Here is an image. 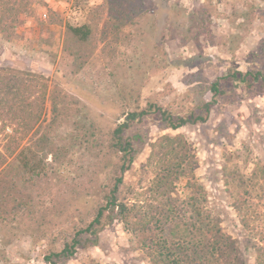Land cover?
Returning a JSON list of instances; mask_svg holds the SVG:
<instances>
[{"label": "rangeland", "instance_id": "1", "mask_svg": "<svg viewBox=\"0 0 264 264\" xmlns=\"http://www.w3.org/2000/svg\"><path fill=\"white\" fill-rule=\"evenodd\" d=\"M109 6L108 0H34L9 39L0 32V65L41 73L49 78L48 89L78 101V112L71 109L49 128L58 145L73 146L69 134L78 118L98 133L97 144L126 112L149 102L174 115L205 116L177 129L166 128L158 112L133 121L124 134L134 136L136 153L132 169L123 173V190L128 195L129 187L143 189L141 196H130L152 198L157 170L164 173L168 164L180 162L166 200L157 198L153 205L171 198L181 205L190 190L186 180H195L203 188L204 207L239 241L252 264V249H245L248 238L258 236L257 221L248 219L250 229L245 228L238 203L250 195L264 212V81L239 82L230 75L264 74V0H133L131 9L119 7L116 15ZM66 23L92 29L80 65L64 55ZM216 79L219 92L213 95L209 87ZM204 101L210 102L207 111ZM50 108L48 100L40 129L52 125ZM95 150H71L70 157H62L66 172L49 169L48 177H27V185L14 179L20 188L26 185L29 200L24 209L0 211V264H49L45 256L63 246L64 234L71 237L80 218H92L100 190L119 175L92 156ZM83 236L75 254L55 264H150L139 233L115 216L105 221L95 242Z\"/></svg>", "mask_w": 264, "mask_h": 264}, {"label": "trees", "instance_id": "2", "mask_svg": "<svg viewBox=\"0 0 264 264\" xmlns=\"http://www.w3.org/2000/svg\"><path fill=\"white\" fill-rule=\"evenodd\" d=\"M132 1L108 0L109 12L116 15L119 7L131 9ZM33 2L34 0H0V32L6 39L13 33L20 15L30 12ZM64 31V55L72 56L73 66L80 65L85 55L82 46H86L90 40L92 29L88 24L66 23ZM247 77H260L264 81V74L260 71L237 70L230 75L231 79L239 82L246 81ZM48 80L47 76L26 68L0 65V211L24 209L29 200L28 195L23 192L29 182L28 178L48 177L50 170L66 172L65 165L68 161H64L62 157H70V151L76 147H94L96 150L92 156L103 161L105 167L113 165L119 175L113 180L110 188L100 190V201L92 218L88 222L80 218L81 226L74 230L72 236L64 234L63 246L59 250H51L49 255L45 256L47 263L55 264L56 261L72 257L77 246L85 243L82 241V237L86 238L83 236L85 233L92 236L90 240L95 242L96 234L105 221L115 216L127 230L139 233L140 247L145 251L150 264H250L239 241L225 232L219 218L204 207L201 198L203 188L195 180H186L190 190L185 199L181 200L180 207L178 200L172 198L167 203L159 202L158 205H153L157 198L166 200L168 187L170 188L173 182L172 176L178 173L173 170L174 166H180V162L168 164L164 173L160 168L157 170V173H160L155 176L156 186L152 198L134 199L130 194L139 197L143 194V189H132L130 185H127L129 196L123 190V173L132 169L136 153L134 136L124 134L133 121L150 112H158L166 128L177 129L187 122L204 121L205 116L192 114L197 115L192 118L174 115L171 111L149 102L145 108L137 106L126 112L124 119L115 122L114 126L103 133L101 142L97 144L95 143L100 139L98 133H94L90 126L86 127L78 118L69 134V141L73 146L58 145L55 136L49 134V128H53L57 120L67 116L71 109L78 112V101L68 99L66 93H61V90H53L55 87L51 89L49 86L48 89ZM218 81L216 79L210 84L209 90L213 95L219 92ZM48 100L52 122L49 124L52 125L43 130L39 126L43 124L45 103ZM203 105L206 111L209 110V101H204ZM30 131L31 136H28ZM36 132L38 136L34 139ZM166 139L169 144L172 143L169 136H166ZM93 141V146H90ZM8 157H11L9 161L6 159ZM6 160L7 163L3 165ZM55 164L58 165L54 166ZM8 174L10 176L5 180L1 177ZM14 179H22L26 185L20 188ZM161 186L164 187L162 191ZM251 199V196L247 195L238 203V208L246 215L241 220L245 228L250 229L248 219L250 222L257 221V225L252 227L258 236L248 238L250 245L246 246L245 251L252 249V264H264V212L250 201ZM183 207H186V210L182 212Z\"/></svg>", "mask_w": 264, "mask_h": 264}]
</instances>
